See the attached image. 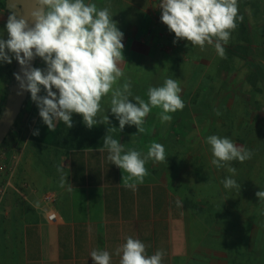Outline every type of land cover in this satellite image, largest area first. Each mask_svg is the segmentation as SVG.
Masks as SVG:
<instances>
[{"label": "crops", "instance_id": "0c3cea01", "mask_svg": "<svg viewBox=\"0 0 264 264\" xmlns=\"http://www.w3.org/2000/svg\"><path fill=\"white\" fill-rule=\"evenodd\" d=\"M91 2L112 6L113 19L124 33V74L184 62L180 50L184 40L173 43L174 34L150 0ZM3 11L0 35L7 39L10 11ZM159 42L174 47L162 49ZM15 63V59L0 63V112ZM35 67L43 69L45 63L37 57ZM38 118L29 93L0 145V165H6L0 177V185L6 186L0 200V264H93L90 252L96 248L113 253L112 264H119L114 252L128 236L141 240L149 255L164 251L163 264H232L226 242L224 247L218 244L223 236L219 224L203 217L197 203L180 190L179 180L160 175L148 161L144 182L135 191L127 189L121 183L122 170L107 160L106 151H98L102 143L60 152L33 135ZM62 163L65 168L60 173L57 168ZM61 175L67 177L71 190L67 184L60 186ZM46 191L56 193L55 221L48 219L52 207L43 199Z\"/></svg>", "mask_w": 264, "mask_h": 264}, {"label": "clouds", "instance_id": "9594fccd", "mask_svg": "<svg viewBox=\"0 0 264 264\" xmlns=\"http://www.w3.org/2000/svg\"><path fill=\"white\" fill-rule=\"evenodd\" d=\"M32 7L24 15L15 11L16 0L11 5L5 29L7 39L0 35V63L11 64L15 59L21 73H15L19 87L31 94V100L39 110V116L49 130L55 131L57 123L63 122L68 129L73 127V115L78 114L89 129L98 124L110 125L108 115L99 117L102 98H109L111 114L119 122V131L126 125L135 126L137 133L145 131V118L153 108H159L158 118L162 123L172 120L171 113L185 107L178 80L166 78L162 86H150L147 101L133 96L132 84L125 79L121 65L124 33L113 19L111 4L104 7L91 0H31ZM160 20L174 34L173 43L185 40L192 47L203 51L212 46L217 55L226 58L225 46L242 17L238 14V0H160ZM188 46V45H186ZM40 58L43 69L31 67L30 62ZM44 95H41V92ZM110 126L103 137L99 152H107V160L122 170V186L135 191L149 174L148 161L164 162L165 147L152 142L146 153L125 149L120 140L113 138ZM35 130L33 135H38ZM211 163L217 168H226L230 176L222 180L225 189H241L233 178L237 172L230 162L243 163L253 153L244 146L235 144L228 137L209 135ZM63 163L57 171L63 173ZM125 173L127 175H125ZM68 185L67 177L61 175L60 186ZM264 203V190L255 193ZM182 207V202L177 201ZM119 264H163L165 252L156 250L149 255L146 245L132 236L115 249ZM93 264H112L113 253L99 248L90 252Z\"/></svg>", "mask_w": 264, "mask_h": 264}, {"label": "rangeland", "instance_id": "374dc122", "mask_svg": "<svg viewBox=\"0 0 264 264\" xmlns=\"http://www.w3.org/2000/svg\"><path fill=\"white\" fill-rule=\"evenodd\" d=\"M238 14L242 20L225 46L226 58H220L212 46L202 51L184 40L180 49L184 62L125 74L122 83L130 80L133 96L145 101L150 86H162L166 78L179 81L185 107L170 114L171 122L162 123L158 118L161 109L153 108L145 118L143 133L128 125L120 132L106 97L98 115H108L110 125L89 129L74 114L71 129L59 122L55 131L45 130L49 134L42 133L39 139L65 151L79 144L103 143L112 126L117 128L109 133L113 138L142 153L152 142L161 143L168 158L150 160L151 166L160 175L179 180L180 190L197 203L203 217L219 224L223 236L218 244L224 247L226 242L232 264H264V203L255 195L264 190V0H238ZM158 44L162 49L174 47L167 42ZM209 135L228 137L252 151L251 159L230 162L237 169L233 178L240 190L223 187L222 180L231 174L212 165L206 143Z\"/></svg>", "mask_w": 264, "mask_h": 264}, {"label": "water", "instance_id": "95a60500", "mask_svg": "<svg viewBox=\"0 0 264 264\" xmlns=\"http://www.w3.org/2000/svg\"><path fill=\"white\" fill-rule=\"evenodd\" d=\"M12 3L13 0H5L6 10H12ZM31 7V0H16L15 11L17 12L18 16L26 14L31 9ZM36 60L37 58L30 62L31 67H35ZM15 73H21V66L17 61L14 68V74ZM28 94L29 92L20 89L19 82L16 80L15 75H13L11 83L8 87L5 103L0 112V145L4 142L11 128L15 124L16 119L24 107Z\"/></svg>", "mask_w": 264, "mask_h": 264}, {"label": "built area", "instance_id": "2783aa9c", "mask_svg": "<svg viewBox=\"0 0 264 264\" xmlns=\"http://www.w3.org/2000/svg\"><path fill=\"white\" fill-rule=\"evenodd\" d=\"M151 3L159 10V15H161V10L158 8V5L160 3V0H150ZM6 169L5 164L0 165V177L2 175V172ZM6 191V186L4 183L0 185V200L4 196V193ZM56 193L54 191H46L43 195V199L52 207L49 214H48V219L51 221H55L57 219V212L54 209L55 207V202H56Z\"/></svg>", "mask_w": 264, "mask_h": 264}, {"label": "trees", "instance_id": "16d2710c", "mask_svg": "<svg viewBox=\"0 0 264 264\" xmlns=\"http://www.w3.org/2000/svg\"><path fill=\"white\" fill-rule=\"evenodd\" d=\"M0 9H1V10L6 9V8H5V0H0ZM244 53H245V52H244ZM240 54L244 55V54H243V51H241ZM36 130L39 131V134H38V135H41L45 130H48L47 126H46L45 124H43V122H42L40 116H39V118H38V122H37ZM47 132H49V130H48ZM47 132H45V133H43V134H49V133H52V131L49 132V133H47ZM38 135H36V136L38 137Z\"/></svg>", "mask_w": 264, "mask_h": 264}]
</instances>
